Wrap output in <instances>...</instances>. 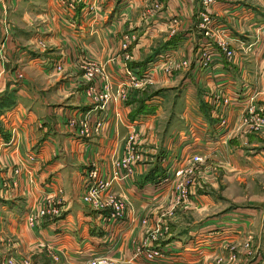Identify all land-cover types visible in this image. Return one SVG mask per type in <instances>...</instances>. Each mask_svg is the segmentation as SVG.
Segmentation results:
<instances>
[{"label":"crops","instance_id":"crops-1","mask_svg":"<svg viewBox=\"0 0 264 264\" xmlns=\"http://www.w3.org/2000/svg\"><path fill=\"white\" fill-rule=\"evenodd\" d=\"M49 1L16 0L5 15L12 36L0 46V54L9 59L0 88L12 92L14 104L4 112L3 125L17 129L15 151L21 166L30 169L31 182L20 172L16 186L10 185L6 169L16 157L2 149L0 182L4 177L9 184L0 195V259L84 264L103 255L114 264H264V133L236 129L249 97L254 110L264 112V0H213L205 9L199 0H160L161 10L147 18L139 12L151 0H129L125 6L126 0H103L102 19L85 17L77 30L62 23ZM201 14L213 22L207 25L209 36L200 33ZM129 30L137 39L125 63L141 61L157 42H170L161 52L186 58L190 65L158 71L148 86L166 89L165 94L145 100L152 110L134 118L141 122L137 142L143 160L128 179L110 186L128 202L124 219L113 222L106 221V211L80 201L81 172L88 161L104 175L109 172L111 159L123 151L125 126L131 121L132 104L126 101L139 91L130 90L129 99L107 108L103 129L89 137L63 122L101 116L85 95L88 85L79 77L80 65L97 62L113 82H124L120 34ZM38 34L55 46L45 51L28 47ZM219 39L232 49L229 59L216 44ZM202 50L211 59L209 66L197 63ZM54 63H60L61 72L52 69ZM18 72L22 77H16ZM174 87L179 91L171 93ZM7 137L0 131V139ZM30 150L35 161L26 163ZM190 154L203 160L191 175L187 199L174 204L171 171ZM162 175L166 181L155 184ZM39 194L55 195L66 209L58 218L45 217L29 227L21 218L36 206ZM157 225L159 235L151 238ZM244 242L252 253L243 252ZM152 246L159 247L161 257L148 261L142 254L134 256L136 247Z\"/></svg>","mask_w":264,"mask_h":264},{"label":"built area","instance_id":"built-area-1","mask_svg":"<svg viewBox=\"0 0 264 264\" xmlns=\"http://www.w3.org/2000/svg\"><path fill=\"white\" fill-rule=\"evenodd\" d=\"M11 1V3H10ZM16 0H0V9L4 14L1 22L5 23V14L8 7L14 5ZM56 2L64 5V11L61 16L66 17L68 15L72 16L76 13V8L78 7V0H55ZM213 0H201V4L204 6L212 3ZM94 5L87 6V11L94 9ZM159 3L152 0L149 6H147L141 15L143 18H147L155 14V12L160 11ZM68 24H72L71 21L66 19ZM175 22V19H172ZM208 19L203 16L200 20L201 23V35L209 36L211 34L208 28ZM7 23V22H6ZM224 30V29H223ZM221 30L222 32H224ZM135 40L134 36L128 35L123 36L121 39V49H123V57L125 60L129 59V54L125 52V47ZM216 44L224 52L226 58H230L232 55V50L228 49L226 42L223 39L216 41ZM207 49L208 46H203L202 49ZM199 57L197 63L200 66H209L211 64L210 57L206 54L205 50L199 51ZM3 55V54H1ZM161 60L152 61L143 70L136 67L132 68H122V72L125 75L124 82H113L110 75L103 70L99 65H94L88 63L84 66V77L87 81L88 86L85 89V95L93 103V108L102 112L101 116L97 117L94 121H90L87 117H67L64 119L63 125L68 129L76 130L80 136L89 137L92 133L96 134L103 129L106 118V110L110 106L115 104L123 103L128 97L130 90L142 91L146 87L154 83V74L158 71H163L164 73L170 72L174 67H188L189 61L182 59L181 61H175L174 57L168 52H160L158 54ZM52 69L56 72L61 70V66L54 63ZM17 78L21 77V74H16ZM219 95L222 94L220 90L217 91ZM235 91H231L232 95ZM216 94V95H217ZM233 100L236 98V94L231 96ZM251 97H249V105L246 106L244 112L240 115L239 123L236 129H242V131H264V113H258L251 106ZM227 101V100H225ZM6 112V111H5ZM4 112L0 114V131H6L8 137L6 139H0V151L3 149L5 151H11L16 157V163L8 167L9 183L11 186H16L15 179L19 176L20 172H24L27 176V182H31L30 169L25 166H21L22 160L17 155V129L14 126H10L9 129L4 128ZM224 122L221 120V125ZM141 125L140 120L132 119L125 126L126 135L124 139V147L121 155L119 157L112 158L110 161L109 172L104 175L100 167L94 161H88L85 163L84 168L81 172V191L79 194V199L87 207L97 212L106 211V221L119 222L125 217L128 202L127 199L119 194L110 191V186L112 183L122 182L130 177L133 172V166L143 160L142 149L138 144V131L137 128ZM24 160L26 163H32L35 161V154L30 152H25ZM203 157L198 154H190L182 157L179 163L172 169L171 175L174 182L175 194L173 195V203L178 204L187 199L189 191L188 186L191 183V175L196 168V165L201 163ZM168 175V174H167ZM167 175H162L158 177L157 183L160 184L167 179ZM0 182V195H2L1 189H8L7 180L1 177ZM58 192H61L60 188H57ZM64 205L61 200L57 199L55 195H44L39 194L37 196V203L33 209L28 210V212L21 218L23 222L32 227L41 221L42 218H58L60 217L64 210ZM141 224L145 225L147 221L141 219ZM151 238H157L159 235L158 225L150 231ZM142 254V256L151 261L162 256V253L157 246H152L149 248L136 247L134 251V256ZM52 261H58V256L51 252L49 253ZM0 264H28V261H12L10 258L5 261H0ZM84 264H113L112 259L107 256H96L87 261ZM249 264V263H245Z\"/></svg>","mask_w":264,"mask_h":264},{"label":"rangeland","instance_id":"rangeland-1","mask_svg":"<svg viewBox=\"0 0 264 264\" xmlns=\"http://www.w3.org/2000/svg\"><path fill=\"white\" fill-rule=\"evenodd\" d=\"M117 1H120V0H117ZM116 1V2H117ZM129 0H126L125 2L126 3H123L124 5L123 6H125V5H127V2H128ZM154 1H156L157 3H159V6H160V8H162V5H161V3H160V0H154ZM200 1V5L203 7V9H205V7L206 6H204L203 4H201V0H199ZM49 2H51V3H53V5L54 6H56L57 8H58V11H57V13H58V17H59V19L62 21V23L66 26V27H70V28H73V29H75V30H77L79 27H78V21H81L83 18H85V17H89V19L91 18H97V19H102V18H100V17H102V16H104V9H103V7H102V3H103V0H78V7L76 8V13L74 14L73 13V15L72 16H70V15H68L67 17H66V19H68V21H71L72 22V24H68L67 23V21H66V19H65V17H63V16H61V13H63V11H64V5H61L60 3H58V2H56L55 0H50ZM152 2V0L150 1V3ZM213 2V1H212ZM10 3H11V1H10ZM150 3L149 4H147V6H149L150 5ZM94 5V9H92V10H90V11H87V6H89V5ZM14 6L15 5H13L12 4V6L11 7H8L9 9H13L14 8ZM147 6H145L144 7V9L147 7ZM143 9V10H144ZM142 10V11H143ZM161 10V9H160ZM141 10H140V17H142V15H141V12H142ZM2 12V11H1ZM6 13H7V11H6ZM6 15V14H5ZM203 16H206L207 17V19H208V24H212L213 25V22L211 21V19L206 15V14H201L200 16H199V21L202 19V17ZM4 17V14L2 13V18ZM143 18V17H142ZM107 19H109V16L107 15ZM176 20V19H175ZM173 22V21H172ZM176 22V21H175ZM175 22H173V23H175ZM0 31H1V38H0V46H4L5 47V42H4V40L5 39H7V36H9L10 35V37L12 36V34H10V32H9V28H8V23H2L1 21H0ZM212 34V33H211ZM128 35H131V36H134L135 37V40H133L131 43H129L126 47H125V52H127V50H128V48L130 47V45L131 44H133L135 41H136V39H137V37H136V35H135V33L133 32V31H126V32H122L121 34H120V44H121V39H122V37L123 36H127L128 37ZM256 35H258L259 36V32H257V34ZM28 45V47H31L32 49H35V50H41V51H45L46 49H48L49 47H53V45L54 44H50L48 41H47V38H45L44 37V35H37L36 37H35V39H34V41H32V42H30L29 44H27ZM160 45V42H157L155 45H153V47L151 48V50H155L156 48H158V46ZM55 46V45H54ZM227 46H228V44H227ZM61 48L63 49V48H65V46H61ZM0 49H2L1 47H0ZM120 49H121V45H120ZM228 49H230V50H232L231 48H229L228 47ZM7 50V49H6ZM121 50H123V49H121ZM150 50V51H151ZM123 52V51H122ZM232 54H233V51H232ZM158 55H156L154 58H152V60H150V62H148L146 65H145V67H147L152 61H158V60H161V58H159V57H157ZM122 57H123V55H122ZM231 57H232V55H231ZM130 58V57H129ZM174 59H175V61H181L182 59H186V58H180V59H176L175 57H174ZM229 59V58H228ZM8 56L7 55H1L0 54V73H3V70H4V68H3V66L6 64V61L8 62ZM127 60H129V59H127ZM127 60H125L124 59V57H123V64H122V68L123 67H126V68H132V67H129V65H128V63H125ZM186 60H188V59H186ZM88 63H91V64H94V65H99V66H101L100 64H98L97 62H93V61H89V60H87V61H85V62H82V64L80 65V67H81V73H80V79L82 80V82L83 83H85L86 85H88V83H87V81H86V79H85V77H84V66H86ZM59 65H60V63H59ZM189 65H190V63H189ZM189 65H188V67H189ZM61 66V65H60ZM102 67V66H101ZM144 67V68H145ZM188 67H186L185 66V68H183V67H181V66H179V67H174V69L175 70H183V69H186V68H188ZM103 68V67H102ZM137 68V67H136ZM143 68V69H144ZM139 69V68H138ZM142 69V70H143ZM61 70H62V67H61ZM61 70L60 71H58V72H61ZM103 70H104V68H103ZM173 70V69H172ZM5 71V70H4ZM104 71H106V70H104ZM19 73V72H18ZM108 73V72H107ZM19 74H21V73H19ZM109 74V73H108ZM263 74H264V70H263ZM21 77H22V75H21ZM87 87V86H86ZM86 87L84 88V89H86ZM157 87H153V86H151V87H146L145 89H143L142 91L140 90L139 91V93L140 92H145V93H153L154 91H156L159 95H164L165 94V90L166 89H156ZM2 90H5V89H3V88H0V93H1V91ZM172 91H171V93H173V92H177V91H179L178 90V88H176V87H174V88H172L171 89ZM85 92V91H84ZM136 94V96L138 97V96H140V94ZM144 94V93H143ZM87 98L89 97V96H86ZM126 100V99H125ZM124 100V101H125ZM251 102H252V99H251ZM7 110H9V109H7ZM7 110H5V111H7ZM5 111H3V112H5ZM256 112H258V113H264L263 111H259V110H255ZM3 112H1V113H3ZM0 113V114H1ZM238 118H240V116L238 117ZM239 120V119H238ZM239 123V122H238ZM252 131V130H251ZM253 132V131H252ZM255 132H262V133H264V131H262V130H257V131H255ZM32 153H34L35 154V152H33L32 150H30ZM30 151H28V152H30ZM60 193V192H59ZM242 247L244 248L243 249V252L246 254V255H248V254H250V253H252L253 251V249L250 247V245H249V243L248 242H244L243 243V245H242ZM256 252V251H255ZM233 254H230V256H229V258L230 259H232L233 258V256H232ZM50 256V255H49ZM8 258H10L12 261H17V262H19V261H28V258H24V257H22V258H14V257H12V256H4L2 259H0V261H5L6 259H8ZM51 258V257H50ZM234 259V258H233ZM53 262H57V261H53ZM30 263V261H28V264ZM113 264H114V261H113Z\"/></svg>","mask_w":264,"mask_h":264},{"label":"trees","instance_id":"trees-1","mask_svg":"<svg viewBox=\"0 0 264 264\" xmlns=\"http://www.w3.org/2000/svg\"><path fill=\"white\" fill-rule=\"evenodd\" d=\"M169 44H171L170 42H163L160 43V45L158 46V48H156L155 50H151L150 53L145 56L141 61L139 62H135V63H129V67H137L140 70H142L145 65L150 62V60H152V58H154L156 55H158L166 46H168ZM144 93V94H143ZM136 92H134L133 94H130L129 97L131 99L127 100L126 103L127 104H132V109L128 112V118L129 119H134L135 117L141 115V114H146L149 111L152 110L151 107H148L145 105L144 101L149 99L151 96L157 94L156 91H154L153 93H145V92H140V96H136ZM14 104L13 101V95L12 92L5 90H2L0 93V113L10 109V107Z\"/></svg>","mask_w":264,"mask_h":264}]
</instances>
